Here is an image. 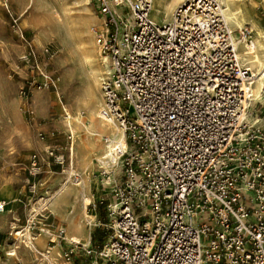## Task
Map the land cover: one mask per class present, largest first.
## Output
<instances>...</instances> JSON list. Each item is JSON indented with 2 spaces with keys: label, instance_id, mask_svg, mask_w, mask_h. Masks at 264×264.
I'll use <instances>...</instances> for the list:
<instances>
[{
  "label": "built area",
  "instance_id": "1",
  "mask_svg": "<svg viewBox=\"0 0 264 264\" xmlns=\"http://www.w3.org/2000/svg\"><path fill=\"white\" fill-rule=\"evenodd\" d=\"M92 1L111 69L101 113L124 139H106L107 175L120 168L122 178L107 205L112 233L93 251L110 264H264V105L249 111L253 73L224 7L184 0L158 24L153 0ZM251 38L241 29L240 40ZM44 78L39 89L55 86ZM41 174L34 154L30 191L48 195ZM70 245L68 259L85 248Z\"/></svg>",
  "mask_w": 264,
  "mask_h": 264
},
{
  "label": "rangeland",
  "instance_id": "2",
  "mask_svg": "<svg viewBox=\"0 0 264 264\" xmlns=\"http://www.w3.org/2000/svg\"><path fill=\"white\" fill-rule=\"evenodd\" d=\"M116 3L124 5L119 0ZM180 3L181 0H157L158 10L152 8L150 17L158 24L169 21ZM241 3L244 10H247L249 19L264 31V0H241ZM121 13L126 14L124 10ZM66 14L77 23L78 30L82 28L80 19L93 14L90 17L95 34L91 36L101 54L105 56L98 44V34L104 29V21L92 0H0V199L7 202L6 211L0 213V264H51L44 255V246L39 248L40 251L22 246L16 255L10 253L15 250L14 229L28 224L31 203L38 197L46 196L40 188L35 193L30 191L31 182L34 180L31 175L32 156L36 154L39 157L41 178L47 183L50 193L67 181V147L70 140L68 124L64 123L63 105L73 103L69 98V91L80 89L77 87L81 85V72L77 70L71 80L66 78L63 60L68 54L71 42ZM243 28L252 30L249 25ZM241 29L238 32L239 37ZM88 36V32L85 33V37ZM253 37L252 31V42ZM242 60L255 70L246 58ZM44 75L51 76L55 86L39 89L38 85L45 82ZM99 90L102 92L101 88ZM23 93H26L27 99L22 97ZM35 100H40L39 105L35 104ZM253 102L254 100L251 106ZM263 105L264 103H258L259 107H250L249 111L259 112ZM103 141L105 142L104 138ZM76 145L75 169L85 176L92 201L86 209L92 223L86 217L81 218L84 230L90 235L89 238L82 239L81 243L85 248L76 247L75 254L69 259L64 256L71 245L70 241L62 240L58 236L59 229L65 231L67 225L63 222L64 215L58 212H44L43 209H39L38 214L34 212L35 217L30 223L31 232L33 237L42 235L43 239L46 238L44 245L53 246V253H60L61 257L55 256L58 264H110L107 258L100 257L93 250L104 247L112 233L107 205L114 199L112 189L114 183L120 179L121 170L117 168L115 173L119 175L113 178L107 175V167L102 165L98 167L94 163L90 169L85 168L82 165L84 150ZM51 150L54 151L53 156L50 155ZM73 183L75 182L69 181L68 185L76 186ZM68 197L73 201L75 199L74 195L72 197L68 194ZM73 206V202H69L67 210L75 211L76 206ZM13 222L14 226L11 225ZM88 250L92 252L88 253Z\"/></svg>",
  "mask_w": 264,
  "mask_h": 264
},
{
  "label": "bare ground",
  "instance_id": "3",
  "mask_svg": "<svg viewBox=\"0 0 264 264\" xmlns=\"http://www.w3.org/2000/svg\"><path fill=\"white\" fill-rule=\"evenodd\" d=\"M183 1L184 0H181V3ZM156 2L157 0H153L152 8L158 10ZM219 2L224 7V12L230 20L231 29L235 37L239 39V55L241 56V58H246L249 63H251L255 67V70L251 69L253 72V81L251 82L249 88V92L252 96V99L254 100L251 109H255L259 107L257 106L258 103H264V31L258 28L256 22H253L249 19L246 12L247 10L245 11L244 7H242V3L244 1L241 3V0H219ZM246 7L247 6H245V8ZM91 15L93 16V14ZM91 15L89 14L80 19L79 23L82 27L80 30L77 29V23L72 19V17L68 16V14L65 15L67 25L68 27H70L69 36L71 39L68 54L63 60V65H65L66 69V78L71 80L77 70H80L81 72L79 74L81 76V85L79 86L77 84V86H79L77 88L80 89L78 91L70 89L69 91V98L73 101V103H70V105H63V110L70 116L67 130L73 132V142H70L69 146L67 147L69 159L67 181L65 183H62L59 189H56L53 193H50L44 197H36L37 199H34L35 201L33 200V202L31 203V208L29 210L31 214L30 220H28V224L22 226L20 229H14L13 231L16 239L15 244L13 245L15 246V250L14 252L10 253L11 255H16L18 249H20L22 246L28 248L29 250L35 251H40L39 248L41 246H44V255L48 258L46 259L51 264H58V262H56L57 258H55V256L61 257L60 253H53L55 250L53 246H45L41 244L43 240L42 235L33 237V234L31 232V219L35 217V214L33 213H37L39 209H43L44 212H58L60 213V215H64V221L67 224V227L65 228L66 240L82 242V239L89 238L90 235L84 230L81 224V218L86 217L88 222L90 224L92 223L86 213L88 203H91V198L88 194L85 176L83 175V173H78L76 171L77 168L75 169V156L77 150L75 148V143H77L76 146H79L84 150L82 165H84L85 168L89 169L93 166L94 163L98 167L104 166L108 168V163L105 160V155L107 153L106 139H115L124 143L121 129L113 121L102 117L101 108L103 104V94L99 89L101 88L102 79L110 76L111 69L110 63L108 65L109 60H107V57L101 54L99 47L96 46L97 43L95 44L93 36H91L94 33L92 18L90 17ZM247 25H249L252 28L251 31L254 32V41L250 44H245L244 41L240 40V37L238 35L239 30ZM87 32L90 36L85 37V33ZM97 71L101 72V75H98ZM60 87L61 86H59V88ZM69 98L67 97V99ZM38 102H40V100H35L36 105L38 104ZM263 122L264 120H259V125H262ZM64 123L67 124V122ZM64 130H66L65 127ZM103 138L105 139V142L103 141ZM69 181L75 182L76 184H73H75L76 186H69ZM68 194H72L75 196L73 205L76 206V210L68 211V207H66L63 212L58 211L59 208L57 207H59V204L68 202ZM12 217L14 218V216ZM2 220L4 219L2 218ZM11 225L14 226L15 223L13 222Z\"/></svg>",
  "mask_w": 264,
  "mask_h": 264
},
{
  "label": "crops",
  "instance_id": "4",
  "mask_svg": "<svg viewBox=\"0 0 264 264\" xmlns=\"http://www.w3.org/2000/svg\"><path fill=\"white\" fill-rule=\"evenodd\" d=\"M116 170H117V169H116ZM116 170H115V172H116ZM120 170H121V169H120ZM115 174H116V173H115ZM117 175H119V173H117L116 175H114V178H115ZM119 178H120V179L122 178V172H121ZM120 179H119V180H120ZM115 180H116V179H115ZM70 195H72V194H70ZM112 196H113V195H112ZM72 197H73V195H72ZM67 199H68V202H63L64 204L62 203V204H59V205H58V206H59V207H57V208H59L58 211L63 212V210H64L66 207H68L69 202H70V203L73 202V199H70V198L68 197V195H67ZM91 202H92V201H91ZM90 204H92V203H90ZM90 204L88 203V206H89ZM88 206H87V207H88ZM55 215H57V214H55ZM57 216H58V215H57ZM58 217H59V216H58ZM59 218H60V217H59ZM63 222H65V221H63ZM66 227H67V225H66ZM47 234H49V233L47 232ZM47 234H46V235H47ZM46 240H47V239L44 238V239L42 240V243H41V244L44 245V244L46 243ZM65 240H66V239H65ZM71 242H72V241H70V243H71ZM55 247H56V246H55ZM69 247H70V246H69ZM69 247H68V248H69Z\"/></svg>",
  "mask_w": 264,
  "mask_h": 264
}]
</instances>
